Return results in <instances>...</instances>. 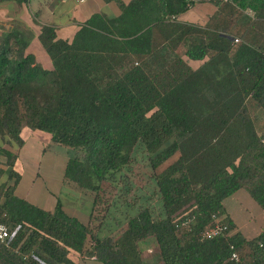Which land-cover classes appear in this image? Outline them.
Wrapping results in <instances>:
<instances>
[{
    "label": "trees",
    "instance_id": "16d2710c",
    "mask_svg": "<svg viewBox=\"0 0 264 264\" xmlns=\"http://www.w3.org/2000/svg\"><path fill=\"white\" fill-rule=\"evenodd\" d=\"M105 1L121 14H93L71 40L38 27L49 66L21 27L0 35V223L21 225L11 245L31 253L26 264H75L70 250L103 264H154L137 247L153 237L158 264H264V230L245 236L225 206L246 189L264 211V134L247 105L264 108V0H227L214 27L218 10L204 26L179 20L214 0ZM36 130L68 159L65 181L92 193L89 224L60 200L47 210L16 194L24 132ZM136 163L148 169L140 188ZM215 219L225 235L203 238ZM22 255L11 258L23 264Z\"/></svg>",
    "mask_w": 264,
    "mask_h": 264
},
{
    "label": "crops",
    "instance_id": "0c3cea01",
    "mask_svg": "<svg viewBox=\"0 0 264 264\" xmlns=\"http://www.w3.org/2000/svg\"><path fill=\"white\" fill-rule=\"evenodd\" d=\"M123 1L125 3L126 1L128 2V0ZM156 2H158V0H151L152 4ZM217 9L218 8L215 7L214 3L209 1L197 3L188 11L181 14L179 16V20L184 23L204 26L211 19V17L216 15L215 13L217 12ZM121 12V7L117 1L106 2L105 0H29L27 6L21 7L15 2L5 0L0 1V34L5 29L9 30L12 26L13 28L15 27V25L23 26V28H21L31 42V50L36 54L37 58L44 63V65L49 66L52 65V61L38 37V27L40 25L52 26L57 30L60 38L71 40L76 35L80 27L89 18H91L93 14L104 13L108 16H118L121 14ZM157 13V16L161 14V12L159 11H157ZM145 20L146 18L144 16L141 17L139 21H137V26L144 24ZM23 147L24 146H22V148ZM2 160V157H0V163L2 162ZM67 160L68 159L66 158V164ZM66 164L64 166L62 178L60 179L57 188H52L51 190L43 188L41 190L45 192L47 191L48 193L50 192L52 199L50 205L43 206L37 204L28 199L27 196L19 194L17 188L20 186V183L17 184L15 190L16 194L47 210H54L58 200H60L65 211L68 214L79 218L85 224H89L92 213L93 197L82 198V200H87V203L89 205V208L86 207V209L81 208L82 204L80 205L79 203L77 204L75 202L76 199L81 198V192H77L73 184L65 181L64 173ZM1 182H8V175L6 172L1 175ZM64 188H66L67 190ZM253 201L254 200L246 189L238 191L225 200V206L228 213L231 215L238 228L242 230L244 235L247 237H251L253 236V233L260 231L262 228L260 227L261 223L264 225V211L254 201L257 204L255 205L257 211L255 210V212H252L254 208L253 206H251ZM246 204L248 205V207L245 206ZM248 209L251 212H249ZM20 246L21 242L17 243L16 246L11 245L7 247L8 249H4L2 252V256L0 257V264H18L14 262V260L11 258V255H22L18 250ZM137 247L140 251L141 258L145 261H149L146 257L147 251H141L139 245ZM148 248L155 250L154 247ZM156 251H158V247ZM30 255L31 253L24 254L23 252V264H26L25 261L29 259ZM68 257L75 264H103L101 261L95 259L94 257L91 258L81 256L74 250L69 251ZM29 264L35 263L31 262L30 260Z\"/></svg>",
    "mask_w": 264,
    "mask_h": 264
},
{
    "label": "rangeland",
    "instance_id": "374dc122",
    "mask_svg": "<svg viewBox=\"0 0 264 264\" xmlns=\"http://www.w3.org/2000/svg\"><path fill=\"white\" fill-rule=\"evenodd\" d=\"M227 2H228L227 0L213 1L215 7L218 8L217 10L219 16L216 19H213L212 21L213 23L209 24L210 26L215 25L217 19H220V21H222L223 18L226 17L225 12L229 11L228 8L226 9ZM250 12H251L250 9L247 10V14L251 15ZM15 26H19V25H15ZM19 27L23 28V26L21 25ZM11 29H13V26L9 30L5 29L0 35L8 34L11 31ZM247 103H248L247 104L248 108L250 110V115L254 120L258 132L260 134H264V108L261 105H259L258 102L253 98H250ZM24 134L26 136V144L19 151V158L17 161V165L15 167V169H17L16 171L21 175L19 180L20 186L17 188V191L19 192V194H23V196H27L28 199H30L31 201L37 204L48 206L51 204V200H52L51 194L50 192L48 193L47 191L45 192L41 190L43 188H47L48 190H51L52 188H57V186L59 185V181L62 178L64 166L66 164V158L64 157V155H62L61 153L60 154L56 153L51 148V146L54 143L52 144V141L49 140L47 133L36 130L31 133L25 131ZM66 151L67 150H65L64 152ZM175 159H177V156L167 161L166 165L171 164ZM134 170H135L134 178L137 182V185L140 188L144 186L146 182L145 178L147 177L148 169L143 164L136 163ZM106 184L109 185L112 189H115L114 191H117L116 189L118 188V185L111 184L114 185L111 186L110 183H106ZM73 186L75 187L77 192H81L80 194L81 198L76 199L75 202L77 204L79 203L80 205L82 204L81 208L83 209H86V207L89 208L87 200L84 199L82 200V198L93 197L92 193L88 191L86 192L74 184ZM255 205L257 204L253 201L251 205L254 207L252 212H255V210L257 211ZM245 206L248 207L247 204ZM248 211L251 212L249 209ZM260 227H262L261 230L264 229V225L262 223L260 224ZM148 247H154L155 250ZM139 248L143 252L147 251L146 257L150 262L154 264L160 263L159 250L156 251L157 245L153 237L139 242ZM129 251H131L129 255L131 259H134V254L136 251L139 252L137 249L133 250L132 246L126 249V252Z\"/></svg>",
    "mask_w": 264,
    "mask_h": 264
},
{
    "label": "built area",
    "instance_id": "2783aa9c",
    "mask_svg": "<svg viewBox=\"0 0 264 264\" xmlns=\"http://www.w3.org/2000/svg\"><path fill=\"white\" fill-rule=\"evenodd\" d=\"M83 1V0H82ZM253 15V11L250 12ZM240 42V38H234V44ZM185 225L186 223H182ZM227 226L220 224L218 219H215L210 225H208L203 231V238H212L218 235H225ZM21 225L17 224L16 226H10L5 223H0V250L3 246L9 247L13 240L16 238ZM231 259L237 262L241 261V254L235 244H231ZM37 258V257H35ZM38 259V258H37ZM45 264V263H44Z\"/></svg>",
    "mask_w": 264,
    "mask_h": 264
}]
</instances>
